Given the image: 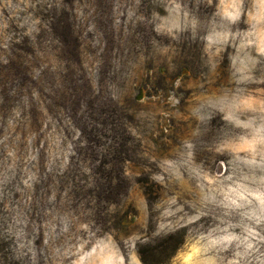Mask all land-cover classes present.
<instances>
[{"label":"rangeland","instance_id":"1","mask_svg":"<svg viewBox=\"0 0 264 264\" xmlns=\"http://www.w3.org/2000/svg\"><path fill=\"white\" fill-rule=\"evenodd\" d=\"M0 264H264V0H0Z\"/></svg>","mask_w":264,"mask_h":264}]
</instances>
